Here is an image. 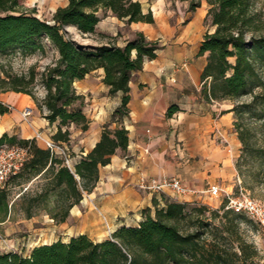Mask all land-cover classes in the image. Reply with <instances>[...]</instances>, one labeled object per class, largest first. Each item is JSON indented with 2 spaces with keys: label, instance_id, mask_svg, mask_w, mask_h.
Returning <instances> with one entry per match:
<instances>
[{
  "label": "trees",
  "instance_id": "obj_1",
  "mask_svg": "<svg viewBox=\"0 0 264 264\" xmlns=\"http://www.w3.org/2000/svg\"><path fill=\"white\" fill-rule=\"evenodd\" d=\"M189 1L191 10L200 7L202 1L208 4L206 23L215 29L206 33L199 51V56L207 58L202 96L209 103L252 98L249 103L233 104L230 111L238 116L235 127L242 153L264 163V148L255 147L253 130L240 120L249 113L253 119L264 121V81L260 75L264 70V0ZM257 1L263 3L262 8L254 7ZM109 11L127 24L154 23L152 13L144 14L142 5L133 0H68L67 6L57 9L52 21L30 13L21 0H0V54L16 48L23 54H33L44 49L40 43L44 38L57 51V61L43 76L46 96L39 106L51 124L58 122L52 137L55 143L70 142L72 126L83 132L89 129L90 121L82 109L84 97L74 87L77 81L103 69V83L110 95H122L113 114L117 126L104 127L99 142L74 169L66 165L64 158L39 147L35 139L20 140L8 134L1 137L0 145H16L29 151L23 170L9 180L17 186L31 183L20 195L28 199L27 217L34 209L43 208L54 222L64 223L84 194L96 187L100 168L110 164L118 150L128 147L129 132L122 121L129 112V84L133 73L157 58L160 45L143 33H136L124 47L113 43L81 45L68 36V27L81 35L96 33L101 14ZM34 80L33 75L29 80L7 76L0 80V89L33 97L26 89ZM259 88L263 91L257 93ZM9 112L10 108L0 102V115ZM6 186L0 189L1 222L9 216L10 193ZM143 216L139 227L121 228L102 242L81 235L67 243L57 241L35 247L28 257L12 251L1 253L0 264H258V250L240 233L241 219L251 223L242 214L224 207L213 210L165 200V206H156L153 214L144 210ZM227 240L233 245L228 246Z\"/></svg>",
  "mask_w": 264,
  "mask_h": 264
},
{
  "label": "crops",
  "instance_id": "obj_2",
  "mask_svg": "<svg viewBox=\"0 0 264 264\" xmlns=\"http://www.w3.org/2000/svg\"><path fill=\"white\" fill-rule=\"evenodd\" d=\"M133 1L142 5L144 14L152 13L154 23L127 24L109 11L96 26V32L116 38L110 43L119 47H124L136 33H143L149 41L158 42L160 50L155 60L145 62L143 69L132 75L129 112L122 121L129 132L127 149L118 150L110 164L100 168L96 187L84 194L64 223L48 219L54 227L72 233L63 241L65 243L71 238L87 236L85 221L88 217L102 219L109 232L114 233L124 227H139L144 220V210L153 214L156 206H165V200L211 206L206 196L209 188L230 179V169L221 171L220 166H230L240 147L232 131L230 106L219 103L216 106L202 96V74L207 58L199 56V51L208 33L204 27L208 4L202 1L200 7L191 10L189 0ZM214 30L211 27L209 33ZM103 79L104 70L99 69L77 81L74 87L78 94L93 98L98 106L100 100H106L105 104L113 99L118 101V108L121 93L110 95ZM0 102L10 108L9 113L0 115V139L4 134L21 140L35 139L43 149L46 147L36 139L38 134L53 141L58 122L51 124L44 116L35 114L29 95L2 93ZM28 106L33 113L24 119L21 112ZM22 119L27 120L26 123ZM97 119L90 122L86 132L72 126L70 142L58 143L69 150L72 166L99 142L102 134L99 125L105 114ZM220 140L227 145H221ZM196 153H199L197 160ZM149 179H176L187 191L176 194L167 190L158 194L141 190L138 185ZM75 222L84 224L71 230Z\"/></svg>",
  "mask_w": 264,
  "mask_h": 264
},
{
  "label": "rangeland",
  "instance_id": "obj_3",
  "mask_svg": "<svg viewBox=\"0 0 264 264\" xmlns=\"http://www.w3.org/2000/svg\"><path fill=\"white\" fill-rule=\"evenodd\" d=\"M67 4L68 0H21V5L26 10L45 21H52L57 9L67 6ZM262 6L263 3L257 1L254 7L256 9H260ZM101 16L104 17L107 16V14L104 15L102 13ZM204 27L208 32L211 31V27L208 23H205ZM66 32L75 42L92 47L100 46L102 43H110L112 40H116L114 37L98 32L94 34L81 35L73 27L66 28ZM40 43L43 45L44 49L38 50L33 54H23L19 48L8 51L5 54H0V80L6 79L7 76H24L26 80H29V77L33 75L35 80L33 84L29 85L26 89L31 91L33 96H30L32 99V103L30 105L34 107L35 114L44 116L43 113L46 111L44 109L42 111L39 109V106H41V103L46 96L43 76L46 69L49 66H53L57 61L58 54L48 39L44 38L40 41ZM260 75L264 81V70L260 71ZM25 86H27V84H25ZM262 91V88L256 90L257 93ZM7 92L14 91L2 92L0 89V94ZM102 99L107 98L106 96H102ZM251 100L252 98L247 96L237 100L235 103H249ZM104 101L106 100H100V102L98 101V106L96 105V102L93 101V98L84 97L82 106L83 112L90 122L98 120L97 117H99V115L105 114V119H103V122L99 125L102 132L104 127L114 129L117 126V124L113 123V114L117 109L116 102L118 101L111 99L109 101L107 100V102L103 104ZM217 103L230 106L231 109L233 104H235L231 101H224L215 102L216 106ZM112 111H114L113 114H111ZM22 120L23 123H26L27 121L24 119ZM232 120V131L233 133H236L235 124L238 120V116L235 112H233ZM240 120L253 130V141L255 147L260 149L264 148V121L253 119L249 113H246ZM10 135L13 136V133H10ZM236 136L238 138L237 133ZM40 142L43 144L42 141ZM219 142L221 145H227V143L222 144L221 140ZM239 144V150H237L231 165L228 167L223 165L220 166L221 171L222 169H230L231 171L230 179L222 183V185L220 184L222 186L221 188L224 191L226 190L229 192L232 196L238 198H249L261 203L264 206V163L257 158L245 156L242 153V145L240 141ZM191 152L194 153L195 151L191 149ZM198 154L199 153L195 154L196 160L199 158ZM71 169H74L73 166ZM34 184H36V182ZM29 186H31V183H24L21 186H17L16 183L12 181L7 183L6 188L9 189L10 193L9 216L3 222H1L2 220L0 219V254L12 251L23 255L24 257H28L35 247L41 246L42 244H52L57 241H67L68 236L72 234L71 232L68 233L61 229L59 226L54 227L52 223L49 222V215L43 208L34 209L31 217L26 216L25 209L28 206V199L23 200L20 198V195L22 191L25 190V187ZM206 196L207 202L210 203L211 206L202 204L201 202L195 204L204 205L213 210H221L225 202L223 192L218 197H212L209 194ZM244 216L247 220H250L251 223L244 219L239 221L242 238L258 250L259 255L256 262L258 264H264V222L260 223L254 221L247 215ZM83 224L81 222H75L71 230H73V228L79 229ZM85 224L87 226V236L91 240L97 241L98 239H104L108 237V235H110L108 238L110 239L113 235V233L109 232L106 227L105 221L102 219L100 220V218L95 219L93 217H88ZM226 242L228 246L233 245L232 241L230 242L227 240ZM235 246L236 243H234V247Z\"/></svg>",
  "mask_w": 264,
  "mask_h": 264
},
{
  "label": "built area",
  "instance_id": "obj_4",
  "mask_svg": "<svg viewBox=\"0 0 264 264\" xmlns=\"http://www.w3.org/2000/svg\"><path fill=\"white\" fill-rule=\"evenodd\" d=\"M32 113L33 109L28 106L24 108L22 115L24 119H28ZM36 139L42 141L46 149L50 150L52 154L64 158L68 167H72V159L68 149L61 147L54 141L44 139L39 134L36 136ZM28 159L29 151L27 148L9 144L0 145V189L5 188L9 180L23 170ZM138 187L141 190L158 194H162L167 190H171L176 194H185L187 191L181 182L176 179H149L142 181ZM222 192L223 191L219 186H211L208 191L209 195L212 197H218ZM223 207L226 211L247 215L254 221L260 223L264 222V206L249 198H238L225 193Z\"/></svg>",
  "mask_w": 264,
  "mask_h": 264
}]
</instances>
